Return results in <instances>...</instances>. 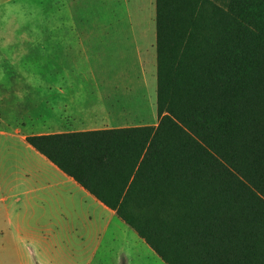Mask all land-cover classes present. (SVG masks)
Here are the masks:
<instances>
[{
    "label": "trees",
    "instance_id": "1",
    "mask_svg": "<svg viewBox=\"0 0 264 264\" xmlns=\"http://www.w3.org/2000/svg\"><path fill=\"white\" fill-rule=\"evenodd\" d=\"M154 126L26 143L164 264H264V0H155Z\"/></svg>",
    "mask_w": 264,
    "mask_h": 264
},
{
    "label": "crops",
    "instance_id": "2",
    "mask_svg": "<svg viewBox=\"0 0 264 264\" xmlns=\"http://www.w3.org/2000/svg\"><path fill=\"white\" fill-rule=\"evenodd\" d=\"M82 2L88 18L69 20L84 27L82 33L0 37V264H129L130 246L157 257L112 210L25 141L156 125L130 123L140 105L129 106L136 86L125 30L131 2L144 27L140 14L152 17L155 0ZM142 41L134 36L133 42Z\"/></svg>",
    "mask_w": 264,
    "mask_h": 264
},
{
    "label": "rangeland",
    "instance_id": "3",
    "mask_svg": "<svg viewBox=\"0 0 264 264\" xmlns=\"http://www.w3.org/2000/svg\"><path fill=\"white\" fill-rule=\"evenodd\" d=\"M207 2L222 4L224 0ZM82 5V0H0V37L82 33L84 27L69 26V20L81 21L88 18V14L82 12ZM132 5L131 2V19L125 30L132 45L127 59L130 65L129 78L136 90L129 106L140 105V113H131L130 123H139L144 119L147 123L157 124L155 11L152 17L149 11L142 12L140 18L144 27L138 26ZM149 8L148 5L147 9ZM100 13L104 12L97 11L95 15ZM90 29L97 31L99 28ZM138 35L143 37V41L133 42L134 36ZM133 45H137L139 49L135 51ZM130 249L129 264H164L159 258L152 257L149 251L133 246Z\"/></svg>",
    "mask_w": 264,
    "mask_h": 264
}]
</instances>
